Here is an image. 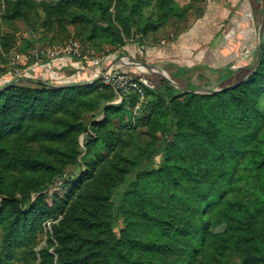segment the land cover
Segmentation results:
<instances>
[{"label":"rangeland","instance_id":"obj_1","mask_svg":"<svg viewBox=\"0 0 264 264\" xmlns=\"http://www.w3.org/2000/svg\"><path fill=\"white\" fill-rule=\"evenodd\" d=\"M230 4H238L239 15L211 16L216 8L227 14ZM263 13L264 0H0V92L16 86L46 100L42 115L28 113L17 131L0 134V264L150 261L131 242L166 238L144 214L196 223L204 205L194 206L200 197L193 191L219 200L230 167L242 188L264 194V166L255 168L250 146L213 166L205 141H221L229 126L240 135L263 132L264 119H237L230 95L184 96L206 98L240 85L224 90L249 74L243 68H252L256 52L245 53L257 51ZM218 35L220 63L207 56L193 65L200 58L190 45L201 44L205 54L201 41ZM183 36L189 53L178 60L173 45ZM124 57L161 70L175 86L137 66L110 67ZM66 88L78 92L49 94ZM62 122L69 134L43 136L42 129ZM184 242L174 241V249ZM177 258L159 256L156 264ZM237 261L230 254L218 264Z\"/></svg>","mask_w":264,"mask_h":264},{"label":"trees","instance_id":"obj_2","mask_svg":"<svg viewBox=\"0 0 264 264\" xmlns=\"http://www.w3.org/2000/svg\"><path fill=\"white\" fill-rule=\"evenodd\" d=\"M250 70L251 67L245 69V71ZM16 89L17 87L14 86L0 92V134H13L21 127V121L24 119L22 117L28 113L31 115H36L38 112L40 115L44 113L46 100L40 97L39 92L35 91L30 96L17 93ZM76 92L78 90L66 88L52 90L49 94H57L66 99ZM227 95L232 96L236 102L237 119L248 121L264 119V111L260 110L261 99L264 96V40L255 71L246 82L234 89L206 98L189 94L184 96L188 100L206 99L210 101ZM68 127L69 125L62 122L59 126L42 129V134L45 137L61 138L69 134ZM231 128L229 126L226 129L228 132L221 141H217L212 136L205 137L207 148L210 149L211 154L210 163L216 166L232 162L244 151L243 147L250 146L251 149L248 153L252 156V158L250 157L251 161H257L256 169L262 168L260 166H264V129L263 132L256 131L253 134L240 135L231 133ZM176 168L191 175L190 170L186 167L177 165ZM168 171L170 175L171 171ZM235 175V180H233ZM170 176L173 177V175ZM228 176L232 178L229 183L222 185L223 192L219 196V200H208L207 191H203V189L193 191V195L198 193L200 197L199 201H194V206L202 208L204 205L200 218L196 219L194 224L173 218L164 219L161 216L151 217L144 214V219L154 223L166 241L160 243L132 241L131 245L134 249L146 252L152 259L150 261L145 259L136 264H156V257H173L174 255L178 257L174 264H205L208 261L218 264L222 258L229 257L230 254L237 257L238 260L233 264L264 262V194H258L252 190L250 193L242 188L239 183L242 176L239 175V172L236 174L235 167H230ZM2 182L0 179V193L3 190ZM240 194H244L248 200H242ZM216 207L217 210L212 216L210 211ZM179 240L185 241L184 246L174 249V241ZM61 244L63 245V243ZM205 250L206 254H204ZM57 253L61 254L62 251L59 250ZM45 255L47 256L46 252L42 251L43 260H46ZM123 257L126 261H130L128 256Z\"/></svg>","mask_w":264,"mask_h":264},{"label":"crops","instance_id":"obj_3","mask_svg":"<svg viewBox=\"0 0 264 264\" xmlns=\"http://www.w3.org/2000/svg\"><path fill=\"white\" fill-rule=\"evenodd\" d=\"M217 6H219V5H217ZM228 6H229V8H228V13L227 14L225 12L227 9H225L226 7H224L222 10H219L218 8L213 10V12L211 10V13H210L211 16L212 15L213 16H220V14L223 13V11H224L223 14H225L224 15L225 17L233 18V17H235V15H239L240 8L238 7V4H230ZM191 39L196 41L197 38H194L192 36V37H190V40ZM201 43L207 44L208 52L207 53L205 52V54H203V52H201L202 51V50H200V49H202V47H200L201 44L200 45H196L194 43L191 44L190 47L194 51L193 54L196 53L197 57L200 58V60H198L197 62H193V65H197V63H200L202 61V58L206 59L207 56H209V58H207L209 61L213 62L215 60L216 63H217L216 65H218V63H220V60L222 59V58L220 59V57L224 56L223 55V50L225 49L223 44H222L223 43L222 36L218 35V37L215 36L213 38H209V40H206L205 42L201 41ZM173 46H175V47H173V54H174L175 58L178 59V60H181V57H183L184 54L189 53L186 50H184L185 47H187V41L185 39V36L179 38V40L176 42V45H173ZM255 52H256V50L252 49V46H251L250 48H247L245 55H247L246 57L250 58V56L255 55ZM200 55H201V57H199ZM245 55L243 54V56H245ZM202 63H204V62H202ZM247 68H248V66L243 68V69L245 70Z\"/></svg>","mask_w":264,"mask_h":264},{"label":"water","instance_id":"obj_4","mask_svg":"<svg viewBox=\"0 0 264 264\" xmlns=\"http://www.w3.org/2000/svg\"><path fill=\"white\" fill-rule=\"evenodd\" d=\"M263 28H264V13H263V18H262V22H261V26H260V30H259V40H258V45H257V51H256V57H255V60H254V63L252 65V68L249 72V74L247 75V77L245 79H243L242 81L232 85V86H229V87H226L224 90H228L230 88H233L239 84H242L255 70L256 66H257V63H258V60L260 58V51H261V40H262V32H263ZM123 59H125L127 62H129L130 65H133V66H137V67H140V68H143L145 71H149V72H153L155 74H158L160 75L162 78L165 79L166 82H168L169 84H171L172 86H175L174 83L165 75V73H163L161 70L151 66V65H148V64H145V63H142V62H138V61H133L129 58H120L116 61H114L112 64H111V68L112 67H118V66H121L123 65ZM16 84V82H13L12 84H10V86ZM177 88V87H176ZM181 90V89H179ZM183 92V91H182ZM219 91H210L209 93H217Z\"/></svg>","mask_w":264,"mask_h":264},{"label":"bare ground","instance_id":"obj_5","mask_svg":"<svg viewBox=\"0 0 264 264\" xmlns=\"http://www.w3.org/2000/svg\"><path fill=\"white\" fill-rule=\"evenodd\" d=\"M122 64H129V62H127V61H124V59H123V63ZM130 65V64H129Z\"/></svg>","mask_w":264,"mask_h":264}]
</instances>
